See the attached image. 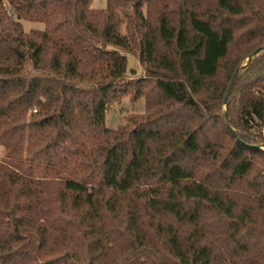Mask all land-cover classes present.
Masks as SVG:
<instances>
[{
  "label": "trees",
  "instance_id": "trees-1",
  "mask_svg": "<svg viewBox=\"0 0 264 264\" xmlns=\"http://www.w3.org/2000/svg\"><path fill=\"white\" fill-rule=\"evenodd\" d=\"M90 2L0 0V264H264V0Z\"/></svg>",
  "mask_w": 264,
  "mask_h": 264
},
{
  "label": "rangeland",
  "instance_id": "rangeland-1",
  "mask_svg": "<svg viewBox=\"0 0 264 264\" xmlns=\"http://www.w3.org/2000/svg\"><path fill=\"white\" fill-rule=\"evenodd\" d=\"M160 4L158 2H154L150 6V10L152 13H156L159 9L158 6ZM90 6L93 9H103L106 6V0H91ZM149 11V10H148ZM124 13L120 11L121 19L125 20ZM43 24L40 22H31V21H22V30L24 32H28L31 29L35 28H42ZM125 25H121L122 31H124ZM136 69V73L131 75V77H127L126 80L129 84L124 85L121 91H118L117 94L111 99V101L107 105V109L105 112V125L108 128H117L119 126H124L131 124L129 122L133 121V119H138L141 117L145 112V99L143 94L140 92L137 93V89H135V85L132 82V79H135L136 74L140 71V67L138 65V61L135 55L128 54L127 55V71L130 72L131 69ZM228 97V96H227ZM227 99V98H226ZM225 109V108H223ZM34 110V108L32 109ZM30 111V110H29ZM226 112V110H224ZM7 151L3 146H0V163L6 164L2 160L4 159ZM253 173V172H252ZM56 234V235H55ZM70 237V236H69ZM62 240V236L55 232L53 234V241L58 244ZM119 242L115 241L114 239L110 244H108L109 248L114 247L115 251L113 250L111 254L107 257V262L109 264H113L120 260L121 253L117 255L118 251L125 247V239L118 240Z\"/></svg>",
  "mask_w": 264,
  "mask_h": 264
},
{
  "label": "water",
  "instance_id": "water-1",
  "mask_svg": "<svg viewBox=\"0 0 264 264\" xmlns=\"http://www.w3.org/2000/svg\"><path fill=\"white\" fill-rule=\"evenodd\" d=\"M229 91H230V87L228 88L227 95H228ZM227 95L225 97V101H226Z\"/></svg>",
  "mask_w": 264,
  "mask_h": 264
}]
</instances>
